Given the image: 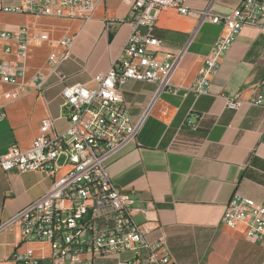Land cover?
<instances>
[{"label": "crops", "instance_id": "crops-1", "mask_svg": "<svg viewBox=\"0 0 264 264\" xmlns=\"http://www.w3.org/2000/svg\"><path fill=\"white\" fill-rule=\"evenodd\" d=\"M239 1L183 0L191 14L172 7L158 10L151 29L160 41L156 51L179 55L169 76L170 88L158 90L156 83L135 79L120 88L137 132L110 154L106 168L111 181L132 195L133 206L143 209L135 212L134 219L158 221L159 227L147 233L145 241L163 235L176 264H264V247L249 241L243 226L230 228L222 221L233 194L264 206V107L244 103L228 109L223 97L233 91L248 96L264 76V33L244 25L210 78L208 90L199 95L191 90L222 33L221 24L200 22L195 12L228 16ZM130 2L103 0L86 21L0 12V31L17 33L28 27L31 38L22 94L6 104V115L0 119V155L13 144L29 148L45 117L54 119L55 130L66 128L61 89L74 83L94 87L93 75L113 64L131 31L124 21ZM140 30L146 32L145 27ZM64 35L71 38L67 56L52 71L47 56L52 50H65L56 43ZM23 38L21 34L11 41L13 49ZM2 58L13 54L5 53L0 41ZM186 120L197 121L198 127L185 126ZM50 184L51 177L44 172L0 169V264H22L12 255L27 248L33 249V257L43 256L41 264L49 259L46 243L22 242L14 217ZM144 252L141 249L140 254ZM132 256L121 251L98 257L94 264H117Z\"/></svg>", "mask_w": 264, "mask_h": 264}, {"label": "built area", "instance_id": "built-area-1", "mask_svg": "<svg viewBox=\"0 0 264 264\" xmlns=\"http://www.w3.org/2000/svg\"><path fill=\"white\" fill-rule=\"evenodd\" d=\"M101 1L20 0L15 4L0 1V12L86 21ZM165 7L175 8L181 14L194 13L183 0H131L124 20L131 31L113 64L93 75L94 87L74 83L61 89L66 128L55 130L54 119L45 117L29 148L13 144L0 155L3 171H39L51 177L49 189L14 217L23 243L49 246L50 264H94L98 257L121 251H130L133 256L120 259L117 264H176L163 235L154 242L145 241V235L159 227L158 221L147 217L141 222L134 219L135 212L143 209L133 206L132 195L111 181L106 168L110 154L137 132L123 102L121 85L135 79L156 83L158 90L170 88L169 76L179 55L158 54L156 47L160 41L151 34L157 11ZM195 13L200 22L222 26L221 35L191 84V90L199 95L208 90L210 78L244 25H253L264 33V0H241L230 15L223 17L212 15L209 10ZM141 27L146 32H141ZM21 34L23 41L13 49L11 41ZM0 41L5 53L13 54V58L0 60L1 119L6 115V104L18 99L24 88L25 62L31 45L28 27L17 33L2 30ZM56 43L65 50L48 53L47 63L52 71H57L58 64L67 56L71 38L64 35ZM63 78L59 75V79ZM223 97L228 109L236 110L244 103L264 107V76L248 96L233 91ZM184 125L196 129L198 122L186 120ZM62 157L63 162L59 163ZM64 167L67 169L58 174ZM222 221L230 228L243 226L246 238L264 247V206L252 198L233 194L224 206ZM141 249L145 250L143 255ZM12 258L22 264H41L43 256L33 257V249L27 248L15 252Z\"/></svg>", "mask_w": 264, "mask_h": 264}, {"label": "water", "instance_id": "water-1", "mask_svg": "<svg viewBox=\"0 0 264 264\" xmlns=\"http://www.w3.org/2000/svg\"><path fill=\"white\" fill-rule=\"evenodd\" d=\"M42 264H50V260L49 259H45L42 261Z\"/></svg>", "mask_w": 264, "mask_h": 264}, {"label": "rangeland", "instance_id": "rangeland-1", "mask_svg": "<svg viewBox=\"0 0 264 264\" xmlns=\"http://www.w3.org/2000/svg\"><path fill=\"white\" fill-rule=\"evenodd\" d=\"M63 162V157L59 160V163H62Z\"/></svg>", "mask_w": 264, "mask_h": 264}]
</instances>
